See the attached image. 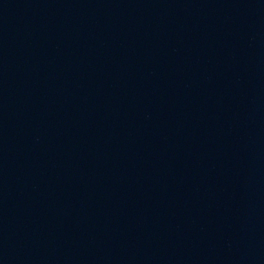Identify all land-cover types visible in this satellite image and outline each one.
I'll return each mask as SVG.
<instances>
[{
    "label": "water",
    "instance_id": "1",
    "mask_svg": "<svg viewBox=\"0 0 264 264\" xmlns=\"http://www.w3.org/2000/svg\"><path fill=\"white\" fill-rule=\"evenodd\" d=\"M0 264H264V0H0Z\"/></svg>",
    "mask_w": 264,
    "mask_h": 264
}]
</instances>
